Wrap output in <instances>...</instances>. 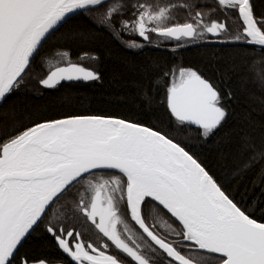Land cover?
I'll list each match as a JSON object with an SVG mask.
<instances>
[{"label": "snow or ice", "instance_id": "obj_1", "mask_svg": "<svg viewBox=\"0 0 264 264\" xmlns=\"http://www.w3.org/2000/svg\"><path fill=\"white\" fill-rule=\"evenodd\" d=\"M114 49L130 110L0 112V264H264V11L0 0V106L66 90L70 108Z\"/></svg>", "mask_w": 264, "mask_h": 264}, {"label": "trees", "instance_id": "obj_2", "mask_svg": "<svg viewBox=\"0 0 264 264\" xmlns=\"http://www.w3.org/2000/svg\"><path fill=\"white\" fill-rule=\"evenodd\" d=\"M256 10L264 11V3L261 0H253ZM159 55V53H154ZM148 55V53H145ZM183 62L186 65L201 66L204 62V50L196 47L182 50ZM122 53L114 49L111 56H105L104 63L100 66L103 74L102 82H96L95 85L79 84L76 85V91L72 92L74 99L72 106L61 108L62 97L65 96L66 90L59 93H52L43 97L36 96L32 92H27L19 97L12 98L8 102L0 106V112L5 109L15 107L18 115L30 114L32 118L38 117L42 112L47 111L49 115H56L61 111H113L125 112L132 108L130 103L124 100H118V96H125L134 85L130 83L133 76L121 64ZM140 59V58H138ZM21 125L29 123V119L25 117L20 121ZM204 153L208 157V163L215 165L217 157L211 146L204 148ZM213 170L217 169L213 167ZM36 253L40 249H35Z\"/></svg>", "mask_w": 264, "mask_h": 264}]
</instances>
